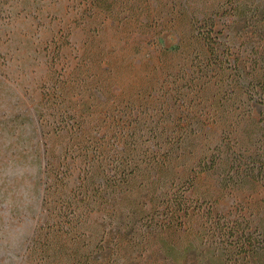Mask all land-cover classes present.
<instances>
[{
	"label": "rangeland",
	"instance_id": "374dc122",
	"mask_svg": "<svg viewBox=\"0 0 264 264\" xmlns=\"http://www.w3.org/2000/svg\"><path fill=\"white\" fill-rule=\"evenodd\" d=\"M256 148L264 0H0V264H230Z\"/></svg>",
	"mask_w": 264,
	"mask_h": 264
},
{
	"label": "trees",
	"instance_id": "16d2710c",
	"mask_svg": "<svg viewBox=\"0 0 264 264\" xmlns=\"http://www.w3.org/2000/svg\"><path fill=\"white\" fill-rule=\"evenodd\" d=\"M250 76L254 80L262 78L257 69H254ZM240 152L246 155L241 149ZM248 156V160L246 156L235 160L225 156L221 160L222 165L226 167L224 178L228 179L231 186H243L256 182L264 186V151L256 148L248 153ZM125 183L129 185V179H126ZM141 188L144 190L147 187ZM243 221L246 220L240 216L237 223L228 227L227 234L231 242L223 239L220 249L230 264H264V212L259 218L248 219L246 224H243Z\"/></svg>",
	"mask_w": 264,
	"mask_h": 264
}]
</instances>
